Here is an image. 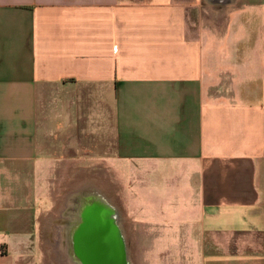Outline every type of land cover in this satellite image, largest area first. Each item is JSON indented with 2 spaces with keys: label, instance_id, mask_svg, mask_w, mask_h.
<instances>
[{
  "label": "crops",
  "instance_id": "0c3cea01",
  "mask_svg": "<svg viewBox=\"0 0 264 264\" xmlns=\"http://www.w3.org/2000/svg\"><path fill=\"white\" fill-rule=\"evenodd\" d=\"M87 170L164 264H264V0H0V264Z\"/></svg>",
  "mask_w": 264,
  "mask_h": 264
},
{
  "label": "water",
  "instance_id": "95a60500",
  "mask_svg": "<svg viewBox=\"0 0 264 264\" xmlns=\"http://www.w3.org/2000/svg\"><path fill=\"white\" fill-rule=\"evenodd\" d=\"M102 202H86L89 204L71 241L72 259L80 264H131L126 237L117 224V211Z\"/></svg>",
  "mask_w": 264,
  "mask_h": 264
},
{
  "label": "rangeland",
  "instance_id": "374dc122",
  "mask_svg": "<svg viewBox=\"0 0 264 264\" xmlns=\"http://www.w3.org/2000/svg\"><path fill=\"white\" fill-rule=\"evenodd\" d=\"M101 171L98 170H87V171H73L71 173L72 179L66 181L64 185L61 187H57V197L54 206V215L58 217L59 206L62 205L65 197L73 192L77 185L84 183H91V185L95 188H99L102 192L112 201L114 205H116L122 215L123 226L126 233V240L128 242L129 253L134 264H164L165 263V251L160 249L150 250L145 248L143 239H144V218L141 216L135 215L131 210H129L127 203V195L129 194V199H132V189L133 187L129 185L130 180L127 179L126 184L119 186H114L111 184H102L103 180L96 178V174ZM128 178V177H127ZM105 182V180H104ZM94 183V184H93ZM138 200L139 203L144 205L146 203L144 201L143 194ZM59 223V222H58ZM62 223V222H61ZM48 258L55 261L57 264L58 258H56L55 253L53 254L51 250L46 251ZM51 261V260H49ZM54 263V262H50Z\"/></svg>",
  "mask_w": 264,
  "mask_h": 264
},
{
  "label": "bare ground",
  "instance_id": "6f19581e",
  "mask_svg": "<svg viewBox=\"0 0 264 264\" xmlns=\"http://www.w3.org/2000/svg\"><path fill=\"white\" fill-rule=\"evenodd\" d=\"M79 199L80 202L78 204ZM102 201L107 202L115 213L117 211V224L123 229V235L126 237L123 219L119 208L112 203L101 189L93 187L91 183L77 185V188L68 194L62 205L59 206V210H57L59 213L58 217H54L47 222V227L49 229L47 235L49 237H54V253L61 264H80L77 259H72V253H70V250H72V237L81 224L82 211L86 205L89 204H86V202H94L95 204L98 202V204H103ZM127 248L129 252L130 248ZM128 254L130 257V263L134 264L130 253Z\"/></svg>",
  "mask_w": 264,
  "mask_h": 264
}]
</instances>
